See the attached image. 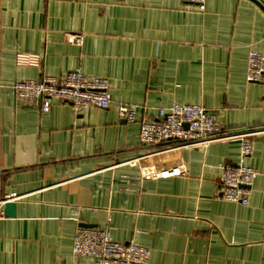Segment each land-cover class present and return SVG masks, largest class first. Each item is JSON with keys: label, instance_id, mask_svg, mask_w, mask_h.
<instances>
[{"label": "crops", "instance_id": "crops-1", "mask_svg": "<svg viewBox=\"0 0 264 264\" xmlns=\"http://www.w3.org/2000/svg\"><path fill=\"white\" fill-rule=\"evenodd\" d=\"M264 5V0H261ZM77 37L81 38L77 42ZM264 53V11L251 0H0V173L15 216L0 220V264H93L73 254L79 228H105L150 250L148 264H264V87L247 81ZM80 71L105 78L112 107L49 114L12 86ZM134 106L130 124L117 105ZM217 112L251 138L258 178L249 203L221 198V166L242 140L180 153L183 176L145 180L142 121L160 109ZM5 212V209H4Z\"/></svg>", "mask_w": 264, "mask_h": 264}, {"label": "built area", "instance_id": "built-area-1", "mask_svg": "<svg viewBox=\"0 0 264 264\" xmlns=\"http://www.w3.org/2000/svg\"><path fill=\"white\" fill-rule=\"evenodd\" d=\"M182 1L200 11L205 9L206 0ZM76 40L80 42L81 38L77 37ZM247 81L264 87V53L251 50ZM12 90L23 105L39 106L44 115L50 113L55 100L72 105L79 114L91 107H112L109 81L80 71L37 81H19L12 86ZM117 110L126 122L134 124L137 121V110L134 106L118 104ZM140 126V140L144 152L129 163L140 169L141 178L145 180L169 179L186 174L187 168L180 157L185 149L203 148L228 140H242L240 163L221 166V198L240 205L249 203L258 173L245 162L253 154L251 138L262 130L229 132L219 123L217 112L201 106L179 104L160 109L157 121H142ZM15 199L17 198L3 196L0 173V220L5 217V206ZM73 254L78 259L91 260L93 264H148L150 258L147 247L135 242L114 240L110 226L79 228L74 237Z\"/></svg>", "mask_w": 264, "mask_h": 264}, {"label": "water", "instance_id": "water-1", "mask_svg": "<svg viewBox=\"0 0 264 264\" xmlns=\"http://www.w3.org/2000/svg\"><path fill=\"white\" fill-rule=\"evenodd\" d=\"M255 4H257L263 11H264V5L261 3V0H251ZM15 204L8 203L5 206V215L7 217H14L15 216Z\"/></svg>", "mask_w": 264, "mask_h": 264}]
</instances>
